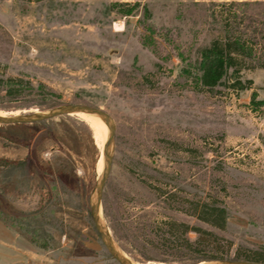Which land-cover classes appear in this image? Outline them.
Masks as SVG:
<instances>
[{"label":"rangeland","instance_id":"374dc122","mask_svg":"<svg viewBox=\"0 0 264 264\" xmlns=\"http://www.w3.org/2000/svg\"><path fill=\"white\" fill-rule=\"evenodd\" d=\"M225 1L0 0V78L36 86L19 101L2 92L0 115L65 104L110 115L101 220L142 264L197 263L160 247L170 220L216 232L221 248L204 254L223 258L204 260L264 246V68L243 69L242 91L193 78L199 48L222 35ZM41 85L59 103L42 101ZM91 125L79 113L0 123V264H120L93 219L105 138ZM204 199L227 206L225 229L194 215Z\"/></svg>","mask_w":264,"mask_h":264},{"label":"trees","instance_id":"16d2710c","mask_svg":"<svg viewBox=\"0 0 264 264\" xmlns=\"http://www.w3.org/2000/svg\"><path fill=\"white\" fill-rule=\"evenodd\" d=\"M211 14L215 15L214 12ZM220 16L223 24L222 35L199 48L193 64L196 69L193 78L199 85L209 90H217L220 86L228 85L242 91L251 83V80L243 79V69L249 66L264 68V2L227 0L223 3ZM45 88L44 86L42 90H38L42 93V101L59 103L58 94L50 89L45 91ZM35 90L36 86L31 80L22 77L0 78V97L4 92L3 97L11 101L26 99ZM252 100L255 101L254 96ZM258 104L262 105L261 100ZM194 215L210 227L223 230L229 212L224 203L204 199L196 203ZM166 225L167 228L161 229L163 232L155 233L157 241H160V247L190 253L191 262L223 258V256L204 254V250L208 248L219 249L222 246L214 230L176 220L167 221ZM191 231L197 234L193 239L188 235ZM228 242L229 245L233 243L231 240ZM243 248L246 249L244 255L239 253L236 258L264 262L263 245L256 248L239 246V249Z\"/></svg>","mask_w":264,"mask_h":264},{"label":"water","instance_id":"95a60500","mask_svg":"<svg viewBox=\"0 0 264 264\" xmlns=\"http://www.w3.org/2000/svg\"><path fill=\"white\" fill-rule=\"evenodd\" d=\"M84 111L94 113L100 116L101 118H103V120L105 121V123L109 128V137L105 143L103 150L105 167L103 170V174L96 183L93 194L92 214H93L94 223L102 237L103 242L105 243L112 257L115 260H117L120 264H142L130 259L121 250H119L114 239L109 235L105 224L101 220L102 191L109 176L112 166V160H113L112 144L114 139V125L110 115L107 112H105L101 108H97L85 104H65L41 113L29 112L16 116H10V117L0 115V123L41 121L59 115L73 114ZM194 264H264V262L239 259V258H225V259L202 260Z\"/></svg>","mask_w":264,"mask_h":264},{"label":"bare ground","instance_id":"6f19581e","mask_svg":"<svg viewBox=\"0 0 264 264\" xmlns=\"http://www.w3.org/2000/svg\"><path fill=\"white\" fill-rule=\"evenodd\" d=\"M79 114L81 117H83L85 120H87L90 124L94 125V127H96L97 129H99L100 131L103 132V136L105 138V141H104V146H105V142H106L108 134H109V128H108L107 124L105 123V121L103 120V118H101L100 116H98L94 113L85 112V111L79 112ZM104 167H105V161H104V155H102L101 161H100V169L103 171Z\"/></svg>","mask_w":264,"mask_h":264}]
</instances>
